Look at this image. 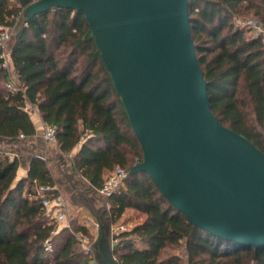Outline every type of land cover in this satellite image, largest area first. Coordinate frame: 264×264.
Segmentation results:
<instances>
[{"label": "trees", "instance_id": "obj_1", "mask_svg": "<svg viewBox=\"0 0 264 264\" xmlns=\"http://www.w3.org/2000/svg\"><path fill=\"white\" fill-rule=\"evenodd\" d=\"M33 1L0 0V24L12 28L8 45L19 80L16 91L6 87L10 72L0 56V141L30 143L36 150L26 161L19 149L12 157L0 155V264L96 263L69 226L58 230L50 222L33 195L36 181L60 183L73 204L96 217L99 262L102 245H108L118 264H182L180 255L167 252L179 246L187 264H264V247L196 226L148 172L129 173L126 186L109 196L98 192L108 171L130 170L143 160L140 141L84 12L52 7L29 18L25 8ZM189 8L214 113L264 151V35H248L250 26L234 24V17L252 13L264 25V0H189ZM31 107L44 124L57 126L55 143L40 134ZM48 144L56 146L65 167L61 178L52 173ZM24 162L27 174L17 179ZM127 209L146 217L115 234L112 247L105 239Z\"/></svg>", "mask_w": 264, "mask_h": 264}, {"label": "water", "instance_id": "obj_2", "mask_svg": "<svg viewBox=\"0 0 264 264\" xmlns=\"http://www.w3.org/2000/svg\"><path fill=\"white\" fill-rule=\"evenodd\" d=\"M52 7L85 14L143 150L129 173L148 172L196 226L264 247V151L212 109L189 0H35L25 13Z\"/></svg>", "mask_w": 264, "mask_h": 264}, {"label": "built area", "instance_id": "obj_3", "mask_svg": "<svg viewBox=\"0 0 264 264\" xmlns=\"http://www.w3.org/2000/svg\"><path fill=\"white\" fill-rule=\"evenodd\" d=\"M249 24L255 27V31L258 34L264 35V25L259 21L251 19ZM11 27L9 25L0 24V56L2 58V67L10 72V78L6 83V87L11 91H16L19 85V80L12 69L11 51L7 47V43L11 35ZM40 134L49 143L56 142L57 126L50 124H42L41 129L38 130ZM20 137H25L24 133L20 134ZM129 174V170L123 166H116L111 171L105 174L104 182L98 192L102 195L109 196L114 192L119 191L122 187L126 186V179ZM35 195L41 199L42 205L46 210L49 220H54L57 223H64L67 221V206L65 198L58 185H51L45 183L35 182ZM98 225V222H96ZM71 229L72 234L75 236L83 251L86 254H90L93 250L95 242H93L86 231L75 229L70 224H66ZM118 231L125 229L123 225L118 226Z\"/></svg>", "mask_w": 264, "mask_h": 264}, {"label": "rangeland", "instance_id": "obj_4", "mask_svg": "<svg viewBox=\"0 0 264 264\" xmlns=\"http://www.w3.org/2000/svg\"><path fill=\"white\" fill-rule=\"evenodd\" d=\"M13 2H17V0H13ZM251 19H254L256 21H258V18L252 14V13H247V14H241L238 17H234V24L235 26H245V27H251V31L248 33V35H251L252 32H254L255 27L249 24V21ZM7 47L9 48V45L7 43ZM35 107H31L30 108V112L32 114V117L34 119V121H36V126L37 128H41L42 126V122L40 120V117L37 113H35ZM19 149L20 153L24 156V161H26L27 156L31 153L36 151L34 148H32V146L30 145V143H26V144H13V143H6L5 141H0V155L5 156V155H9L10 157L14 156L16 150ZM46 151H47V155L49 157L52 158V160L49 162V165L51 167L52 173L56 178H61L62 177V172L65 169L64 165H60L61 161L59 158V155L57 154V149L55 145H51L48 144V146H46ZM76 150V149H75ZM74 150V151H75ZM73 151V152H74ZM73 152H71L69 154V158L72 157ZM27 171V163L24 162L22 164V166H20V168L18 169L17 172V179L20 178V176L25 173ZM57 185L59 186L64 198H65V202H66V208H67V216L68 219L67 221H65L64 223H57L54 220H50L51 223H54L57 225L58 230H60L61 228H63L64 226H66V224H72V225H83L85 227H87L86 225H84L86 223V216H92L93 214H91L89 211L73 204L70 200L69 194L68 192L65 190L64 186L61 185L60 183H57ZM98 205H101V202L97 201ZM103 204V203H102ZM94 216V215H93ZM145 214L135 210V209H127L125 211V213L122 215V217L111 226L110 228V235L107 236V239H105L106 244H110L113 247V244L115 243V238L114 235L117 234L119 229L118 226L123 225L125 227L124 230L129 229L131 227H133L135 224L142 222L145 219ZM98 221V220H97ZM100 226L98 223V226L96 227H87V234L90 236L91 240L93 242H97L100 238ZM168 254H178L181 256L182 258V264H187L186 262V254L184 251L183 246H179V247H171L168 249ZM100 254V250L98 253L97 248L93 249L91 251V253L89 254L90 256H92L93 258H96V263L95 264H100L99 262V255Z\"/></svg>", "mask_w": 264, "mask_h": 264}, {"label": "crops", "instance_id": "obj_5", "mask_svg": "<svg viewBox=\"0 0 264 264\" xmlns=\"http://www.w3.org/2000/svg\"><path fill=\"white\" fill-rule=\"evenodd\" d=\"M35 113H37L38 115H39V117H40V114H39V112H38V110L37 109H35ZM40 120H41V117H40ZM41 122H42V120H41ZM35 123H36V121H35ZM42 124H43V122H42ZM37 127V126H36ZM38 130H40L41 128H37ZM27 174V171L25 172V173H23L21 176H20V178L21 177H23V176H25ZM84 217H86V223L84 224V225H86L87 227H97L98 225L96 224V222H98L97 221V219H96V217L95 216H84ZM132 228V227H131Z\"/></svg>", "mask_w": 264, "mask_h": 264}]
</instances>
